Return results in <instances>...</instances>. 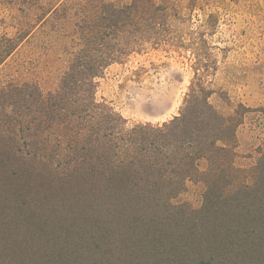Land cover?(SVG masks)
Here are the masks:
<instances>
[{"label": "trees", "instance_id": "obj_1", "mask_svg": "<svg viewBox=\"0 0 264 264\" xmlns=\"http://www.w3.org/2000/svg\"><path fill=\"white\" fill-rule=\"evenodd\" d=\"M137 1H97L56 90L0 87V264H264V161L235 166L241 119L210 85L192 81L162 124L97 97L151 35ZM191 179L199 209L173 202Z\"/></svg>", "mask_w": 264, "mask_h": 264}, {"label": "rangeland", "instance_id": "obj_2", "mask_svg": "<svg viewBox=\"0 0 264 264\" xmlns=\"http://www.w3.org/2000/svg\"><path fill=\"white\" fill-rule=\"evenodd\" d=\"M97 1L0 0V87L28 82L56 90ZM137 3L140 16H151V35L97 78L98 99L130 124H162L179 114L192 81H204L217 110L241 119L235 166L264 161V0ZM204 189L188 180L173 202L199 209Z\"/></svg>", "mask_w": 264, "mask_h": 264}]
</instances>
